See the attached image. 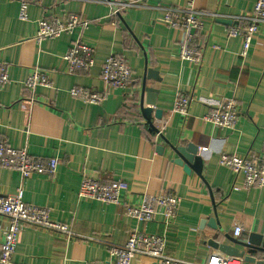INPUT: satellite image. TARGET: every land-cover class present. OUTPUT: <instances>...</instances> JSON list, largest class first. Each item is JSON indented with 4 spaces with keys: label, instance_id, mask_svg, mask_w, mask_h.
<instances>
[{
    "label": "crops",
    "instance_id": "1",
    "mask_svg": "<svg viewBox=\"0 0 264 264\" xmlns=\"http://www.w3.org/2000/svg\"><path fill=\"white\" fill-rule=\"evenodd\" d=\"M114 1L42 0L31 4L28 20L21 21L19 0H0V63L9 66L11 79L0 88V140L34 157L60 162L54 175L25 180L0 167V195H15L22 188L25 203L46 207L52 220L68 229L25 228L15 264H110L108 247L123 245L132 231L163 235L169 256L204 264L221 253L210 245L215 237L234 246L225 235L236 240L264 235V189L245 188L242 177L219 162L223 154L250 158L264 149V24L246 59L241 57L242 41L228 35L238 17L252 15L256 0H134L139 5L117 18L108 3ZM191 1L197 12L208 14L195 41L202 49L199 66L180 57L183 33L164 22L168 9ZM71 15L88 21L89 27L42 43L35 40L40 19L66 20ZM78 40L95 47V65L87 73L68 75L63 58ZM111 54L123 57L132 71L128 89L110 90L100 105L73 98V87L105 91L101 68ZM34 68L47 74L52 87H38L32 102L25 81ZM148 69L158 72L157 80L147 79ZM145 79L146 87L157 91L152 120L160 109L168 121L164 137L156 136L140 110ZM179 95L193 98L187 118L172 112ZM226 99H235L239 108L233 130L203 120ZM190 143L203 154L202 175L186 173L174 163L177 156L170 145ZM83 174L102 183L126 181L130 188L124 199L132 206L144 194L178 195L182 203L177 217L166 224L158 215L144 224L128 217L124 207L81 200ZM214 218L220 231L202 226ZM8 225V218L0 216V245ZM237 226L243 228L239 236ZM132 264L158 263L138 256ZM241 264L250 263L242 259Z\"/></svg>",
    "mask_w": 264,
    "mask_h": 264
},
{
    "label": "built area",
    "instance_id": "2",
    "mask_svg": "<svg viewBox=\"0 0 264 264\" xmlns=\"http://www.w3.org/2000/svg\"><path fill=\"white\" fill-rule=\"evenodd\" d=\"M19 19L27 21L28 10L31 4H40L42 0H19ZM113 6V17H118L128 8L137 7L139 1L108 2ZM207 13L197 12L193 2L183 8L167 10L164 22L173 29H180L183 33L180 44V57L195 66L201 65L202 49L195 45L199 31L204 27ZM219 18L218 15H212ZM237 25L228 29L230 38L242 41L241 57L246 59L252 46V41L264 24V0H256L253 13L250 17H238ZM89 22L78 15H71L66 20L56 17H44L39 20L35 40L42 43L56 39L62 35L72 34L76 28L87 29ZM95 47L81 40L75 41L67 50L63 60L66 64V73L76 75L89 72L95 65ZM101 80L105 91L99 93L82 87H73L70 95L90 105H100L113 89L126 90L132 81V71L123 57L111 54L101 68ZM11 83L9 66L0 63V88ZM38 87L51 88L52 82L40 68H34L25 81V88L32 94V102L36 101L35 93ZM193 98L188 95H179L174 103L173 114L185 118L189 116V109ZM240 119L237 101L226 99L213 107L204 117V121L217 129L233 130ZM157 137H162L167 129L168 121L156 120L154 123ZM220 165L232 171L235 177H242L245 188L264 189V149L258 156L242 158L237 155L223 154ZM57 158L42 159L30 155L25 149L12 148L6 140H0V167L12 170L28 179L34 175H54L59 169ZM129 184L121 179L110 183H102L83 174L79 188V199L93 200L105 204L124 207L126 215L140 223H150L158 215H162L166 224L172 223L178 214L182 199L175 194L162 193L158 196L144 194L138 205L125 202L124 195L129 191ZM22 188L15 195H0V216L9 220L8 228L4 233L0 245V264H15L16 253L22 231L27 227L47 229L55 232L68 233L66 226L52 220L50 211L46 207L29 205L24 202ZM243 231L241 226L235 229L239 236ZM109 254L113 261L110 264H132L138 256L154 259L158 264H197L181 261L166 253V237L144 231H132L123 245H110ZM242 259L229 257L222 253L213 254L204 264H241Z\"/></svg>",
    "mask_w": 264,
    "mask_h": 264
},
{
    "label": "water",
    "instance_id": "3",
    "mask_svg": "<svg viewBox=\"0 0 264 264\" xmlns=\"http://www.w3.org/2000/svg\"><path fill=\"white\" fill-rule=\"evenodd\" d=\"M147 79L157 80L158 72L152 69H148ZM146 82L147 81L145 79L142 85L140 110L150 128L153 131L157 132V129L154 125V120H162L164 111L157 109L154 114V119L152 120V113L154 112L153 108L156 106L157 91L152 88L146 87ZM144 100L148 105V108L144 107ZM170 147L174 155L177 156V159L174 161L175 164L183 166L186 173L195 171L199 175H202L204 170V159L202 152L196 145L190 143L187 147L180 145H170ZM162 149L163 148H160L159 151H161ZM205 224H207L208 227H210L214 231H220V227L217 224L215 218L204 221L202 223V226H204ZM225 238L234 246L219 243L218 238L215 237L210 241L211 247L226 256L240 258L250 264H264V235L252 233L240 240L232 239L228 235H225Z\"/></svg>",
    "mask_w": 264,
    "mask_h": 264
}]
</instances>
